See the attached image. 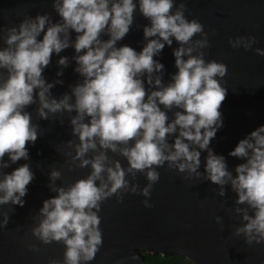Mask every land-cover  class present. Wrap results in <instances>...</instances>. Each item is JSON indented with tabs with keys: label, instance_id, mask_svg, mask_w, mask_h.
I'll return each instance as SVG.
<instances>
[{
	"label": "clouds",
	"instance_id": "1",
	"mask_svg": "<svg viewBox=\"0 0 264 264\" xmlns=\"http://www.w3.org/2000/svg\"><path fill=\"white\" fill-rule=\"evenodd\" d=\"M52 7L59 16L56 22L48 13H38L24 16L17 25H0L4 45L0 47V205L23 206L22 198L34 179L28 163L10 173L2 171L9 163L27 161L28 145L39 136V125L26 111L30 105H37L36 115L43 120L68 114L72 138L63 144L68 150L65 164L69 169L90 168L85 177L66 186L55 183L61 177L59 170L48 173V187L56 195L42 202L31 233L43 244L65 247L62 262L50 259L47 264L93 261L103 244L98 215L103 202L113 196L122 201V193L150 197L160 179L157 169L165 165L185 174V179L211 181L221 197L230 186L236 194L231 211L242 221L233 234L242 235L247 245L264 243V125L228 153L244 160L233 175L225 157L209 147L223 126L220 108L227 88L221 80L228 68L205 60L208 33L198 20L185 16L183 0L178 5L174 0H138L139 12L150 22L143 26L146 43L140 51L117 46L134 23V0H52ZM105 34L108 38L102 39ZM173 39L178 45L173 49L177 71L165 83L164 65L155 57ZM228 43L247 51L257 40L253 35L237 36ZM69 47L76 53L71 58L74 71L82 79L70 86V92L53 97L50 90L63 81L47 82L43 72L53 54ZM253 50L264 56V49ZM57 63L67 67L69 57L59 56ZM202 151L207 153L203 172ZM115 157H122L126 166ZM138 173L148 182L142 188L132 182ZM142 203L152 206L147 199ZM215 220L221 223V217ZM8 221L9 214L3 213L0 227ZM29 248L38 251L34 244ZM127 259L140 257L133 253Z\"/></svg>",
	"mask_w": 264,
	"mask_h": 264
},
{
	"label": "water",
	"instance_id": "2",
	"mask_svg": "<svg viewBox=\"0 0 264 264\" xmlns=\"http://www.w3.org/2000/svg\"><path fill=\"white\" fill-rule=\"evenodd\" d=\"M134 2L137 3L134 23L117 46L128 45L140 51L146 43L143 26L150 22L139 12L138 0ZM180 2L174 0V5ZM183 2L185 16L198 20L208 33L209 46L203 49L205 60L222 62L228 68L227 75L221 80L222 86L227 88L226 99L220 108L223 126L217 130L209 147L225 157L229 170L235 175V166L244 160L228 153L240 139L264 125V56L257 55L253 50L256 47L264 49V0ZM38 13H48L53 22L59 20L52 0H0V25L4 27L17 25L24 16L35 17ZM71 35L74 40L76 33ZM248 35L256 37L253 49L232 48L228 43L229 38ZM101 38L108 37L105 34ZM177 46L173 39V44L165 45L155 57L164 65L165 83L177 71L173 56V49ZM75 54L72 47L59 55L53 54L50 64L44 69L47 82L63 81L50 90L53 97L70 92V86L82 79L74 71L76 65L71 58ZM59 56L69 57L67 67L58 65ZM57 71L63 74L58 77ZM36 107L33 104L26 108L32 115L33 123L40 127L35 143L28 145L29 159L9 163V167L2 170L10 173L19 165L28 163L34 179L22 198L25 201L23 206L0 205V220L3 213L9 214L6 227H0V264H47L50 259L63 261V243L43 244L32 235L31 228L37 223V212L42 202L56 195L48 187V173L52 168L61 172V177L55 181L58 186L71 184L90 171V168L69 169L65 164L67 157L64 153L68 150L63 144L72 138L68 114H57L43 120L36 115ZM168 115L171 119L172 112ZM206 155V152H201L202 172ZM115 158L126 166L122 157ZM8 159L4 157L5 161ZM157 170L160 179L153 184L150 197L122 193V201L113 196L103 202L98 213L103 244L89 264H118L120 261L123 264H146L145 253L162 256L181 254L194 264H264V243L247 245L242 235L233 234L234 227L242 221L231 211L236 206V194L230 186H226V195L221 197L216 193L218 186L209 180L185 179V174L169 170L166 165ZM132 182L140 188L148 183L142 173H138ZM145 199L151 207L144 206L142 201ZM217 216L221 217V223L215 220ZM32 244L38 251L29 248ZM133 253L140 257L139 261L127 259Z\"/></svg>",
	"mask_w": 264,
	"mask_h": 264
},
{
	"label": "trees",
	"instance_id": "3",
	"mask_svg": "<svg viewBox=\"0 0 264 264\" xmlns=\"http://www.w3.org/2000/svg\"><path fill=\"white\" fill-rule=\"evenodd\" d=\"M146 264H194L181 254L162 256L160 254H144Z\"/></svg>",
	"mask_w": 264,
	"mask_h": 264
}]
</instances>
